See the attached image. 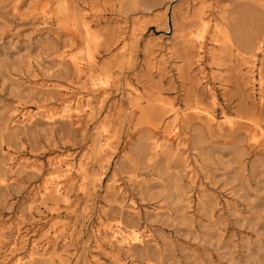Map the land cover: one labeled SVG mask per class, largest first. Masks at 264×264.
I'll list each match as a JSON object with an SVG mask.
<instances>
[{
	"label": "rangeland",
	"instance_id": "1",
	"mask_svg": "<svg viewBox=\"0 0 264 264\" xmlns=\"http://www.w3.org/2000/svg\"><path fill=\"white\" fill-rule=\"evenodd\" d=\"M37 1L0 0V264H264V150L249 133L193 121L174 154L151 149L171 105L264 128V54L249 71L264 0H48L46 24ZM77 13L92 25L94 71L110 93L93 115L48 122L46 110L87 98L85 77L59 62L68 40L55 24ZM104 119L113 149L90 159L98 176L87 193L74 174L66 201L42 197L50 162L91 158ZM110 226L137 229L143 243H118Z\"/></svg>",
	"mask_w": 264,
	"mask_h": 264
},
{
	"label": "bare ground",
	"instance_id": "2",
	"mask_svg": "<svg viewBox=\"0 0 264 264\" xmlns=\"http://www.w3.org/2000/svg\"><path fill=\"white\" fill-rule=\"evenodd\" d=\"M205 2V1H203ZM22 8L20 4L15 5V10L19 11ZM51 8H49L48 0H40L32 5V13L34 15H40L43 17V23H47L46 19L52 15ZM78 17L69 20H57L56 29L63 32L67 37L66 49L60 55L59 62L61 64L71 65L77 74H82L85 77V84L87 86V98L83 95L74 96L72 100H65L59 103L58 107L45 111V119L48 122L55 123L57 120L79 118L83 114L93 115L95 107L93 102L99 104L102 103L110 92L107 80H103L97 74H95L96 55L94 53L93 46L97 38L92 31V25L86 21V19L78 14ZM200 19V18H199ZM201 20V19H200ZM135 23L132 24L134 26ZM133 30V29H132ZM134 31V30H133ZM204 26H200L198 32L195 31V42L198 48L199 62L204 63L207 57L208 51L206 49V43L204 41ZM126 37H122L120 41V49L126 47ZM255 51L252 55L251 66L249 67L250 73L257 71V56L264 54V38L258 40ZM204 71V69L202 70ZM257 73V72H256ZM206 77V75H205ZM255 75L251 76L255 80ZM258 80V79H257ZM257 83L260 91V101L263 99L260 79ZM128 89L130 86L128 84ZM96 94L99 95L101 101L92 100ZM128 95H132L128 92ZM131 97V96H130ZM214 97V96H213ZM137 105H141V102L136 101L132 105L130 114L133 115ZM168 120L165 123L164 129L161 133L155 130L152 132L151 137V149L153 154L157 155L163 152L168 154H174V151L178 149L181 142L183 123H191L193 121H201L207 128L216 127L218 133L224 131H233L239 128H243L249 133L251 141L257 148L264 150V128L261 124L252 120H234L227 114L222 113L218 117L215 112L205 106H196L192 108H185L179 110L173 105L168 109ZM245 121L249 122L248 124ZM108 121L104 119L96 125V133L92 142L91 158L88 156L80 158L77 162L74 160L57 158L50 162V169L46 173L44 179V185L41 192L42 197L48 194H53L56 199L66 201L67 191L66 186L71 183L73 175L76 174L80 178L78 189L86 194L88 191V182L92 176H98V174L91 173L89 164L90 159H103L106 158L113 149V133L108 130ZM115 135V133H114ZM110 237L116 240L122 245L133 246L143 243V234L137 229H124L118 226L108 227ZM36 251V250H35ZM23 258L19 257L12 260L9 264H23Z\"/></svg>",
	"mask_w": 264,
	"mask_h": 264
}]
</instances>
